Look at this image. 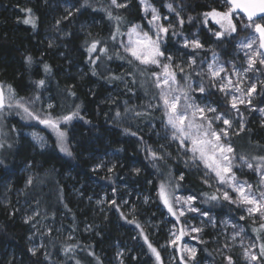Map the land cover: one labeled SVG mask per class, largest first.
I'll return each mask as SVG.
<instances>
[{
  "label": "trees",
  "instance_id": "16d2710c",
  "mask_svg": "<svg viewBox=\"0 0 264 264\" xmlns=\"http://www.w3.org/2000/svg\"><path fill=\"white\" fill-rule=\"evenodd\" d=\"M165 1L150 0L154 5ZM167 1L181 4L184 13L195 19L210 9L222 11L226 7L221 3L223 0ZM128 2L130 7L113 13L125 18L127 23L121 26L125 32L131 24L144 21L138 0ZM83 4L84 0H0V82L12 85L19 97L38 95L40 99L33 110L41 115L53 103L54 116L66 115L75 105H80L83 117L61 126L68 134L72 151L69 157L60 151L49 128L25 122L17 110L0 113V133L6 131V145H12L5 146L0 155L4 162L0 165V264H75L77 260L80 264H164L156 261L148 243L157 250L160 248L165 234H162L163 222L158 221L166 215L173 217L157 198L158 184L169 172L176 178L184 176L176 193L196 196L205 211L217 217L239 214L234 204L209 201V196L219 193L178 162L171 154L172 149L170 157L157 162L160 171L153 167L147 149L156 148V133L163 129L162 112L148 109L150 103H156L152 99L155 89L138 72L133 84L132 78L125 75L133 69L123 60L102 56L97 65L88 63L86 40L106 41L109 55L123 50L113 47L108 40L112 22L102 9L108 7L109 0H88V6L82 7ZM27 9L36 17L35 28L23 23L29 15ZM69 10H73L72 16H68ZM194 21L185 24L184 30L190 29ZM200 29L206 45L213 44L214 50L229 56L234 36L217 41L203 27ZM166 45L171 48L176 45L171 34ZM27 56L32 57L30 66L25 60ZM45 64L50 66V74L44 72ZM93 70L97 75H92ZM112 75L123 76V80L105 79ZM41 79L45 85L37 89L34 82ZM68 88L76 95H68ZM257 91L261 102L264 88L259 86ZM210 92L218 101V94ZM126 108L132 111L125 112ZM117 111L121 113L119 117L115 115ZM136 112H150V115L138 117ZM244 119L245 131L231 136L233 147L238 155L249 159L264 155V122L253 112L245 113ZM28 129L44 135L43 148L25 134ZM135 169H140L139 173ZM30 177L33 183L26 184ZM8 186L20 191L17 196L11 191L6 203L3 197ZM91 193L97 197L104 194L103 204L97 206L88 200ZM15 201L31 203L32 220L50 226L47 232H39L43 247L38 248L36 255L29 251L30 222H25ZM111 201H115L119 210L112 207ZM146 219L152 223L149 229V224H143ZM131 220L141 226L147 242L140 235V228L128 223ZM262 222L242 220L244 230L256 244L264 241V230H259ZM68 245L76 247L66 254L63 249ZM117 245L124 248L118 263L114 261ZM199 248L207 255L210 242L200 244Z\"/></svg>",
  "mask_w": 264,
  "mask_h": 264
},
{
  "label": "snow or ice",
  "instance_id": "6c2138e0",
  "mask_svg": "<svg viewBox=\"0 0 264 264\" xmlns=\"http://www.w3.org/2000/svg\"><path fill=\"white\" fill-rule=\"evenodd\" d=\"M138 3L144 13V19L147 21V30L142 24H131L127 27L126 32L122 31L121 26L127 22L124 17L113 13L118 9H127L130 4L128 0H124V2L109 0L108 7L102 9L107 19L112 22L108 40L111 41L113 47H119L123 51L122 53L114 52L109 55V45L106 41L86 40L88 63L95 66L102 56L107 57L108 60L116 58L125 61L133 69V71L125 74L132 78L133 84L136 83L135 73L138 72L140 76L146 77L151 82L152 88L155 89V95H153L152 99L156 101L154 104L150 103L148 109L162 112L161 123L166 133L165 138L175 142L178 153L188 157L185 160L186 166L203 168L204 178L202 182L204 184H209L210 180H214L219 185L217 188V193L219 194L213 193L208 197V200L227 201L243 208L248 217H259L261 221H264V155L252 156L249 159L245 155H238L231 143L232 135L238 136L245 131L243 117L241 116L239 121V128H234L233 120L227 118L225 113L219 112L217 108L210 105L198 104L194 98V93L196 92L205 94L209 88H216L225 97H230L228 102L231 110H235L239 114L238 105L251 108L253 96L257 93V85L259 84L260 87L264 88V81H252L249 78V73L257 71H261V74L264 75V69L257 67V65L264 66V23H256V18L264 20V0H223L224 5L227 6L226 11L212 9L202 14V23L205 27L210 21L214 22V25L219 26L218 31L209 29L217 41L233 36L239 30L249 29H253L254 33L258 34V38L246 37L239 44L240 50H247L244 53L246 58L245 67L237 68L233 65L231 70H229L224 64L219 62L216 53L213 52L210 63L201 61V64L207 63V69H202L200 72H195L197 64L196 54L203 50L205 46L199 39L189 40L184 38L183 47L191 49L193 52L189 56L186 66L175 64L174 57L167 54V49L164 47L169 34L172 37L182 36V32L177 31V27L182 29L185 23L181 16L182 6H174L173 3L166 5L169 13L174 14L177 18V24L173 25L169 22L168 16H161L150 0H138ZM84 6H88V0H84L82 7ZM178 8H180L179 11L177 10ZM74 11L79 12L80 9L74 8ZM26 12L29 15L23 20V23L35 28L36 17L31 14V9H27ZM237 14H239L238 19H236ZM72 15L73 10H69L68 16ZM192 20L193 17L189 16L188 21ZM238 24L241 25L240 29L237 27ZM121 37H127V39H121ZM25 60L29 66L32 64L31 56H27ZM44 72L46 74L51 73L49 65H44ZM193 74L200 79L194 81L192 79ZM92 75H97V72L93 70ZM233 77L236 79L234 80ZM205 78L208 81L207 87L204 83ZM105 79L109 81L123 80V76L112 75L105 77ZM34 84L37 89L43 88L45 80L35 81ZM128 91H132V89L129 88ZM66 92L70 96L76 95L75 92L71 91V88L66 89ZM39 99L38 95L31 98L19 97L12 85L0 82V113L17 110L18 114L22 113L27 119L36 120L50 128L57 137L60 151L71 157L72 151L68 143V134L61 126L69 124L74 119H83L80 114L81 106L75 105L74 109L66 115L54 116L52 112L55 109V105L49 103L47 111L41 115L39 111L33 110L34 104ZM251 110L257 109L251 108ZM128 111L132 110L126 108L125 112ZM258 111L264 113V108L258 109ZM115 115L119 117L121 113L117 111ZM135 115L138 117L150 115V112H136ZM125 131L133 136L137 135L134 132H130L129 129H125ZM33 136L36 138V134H33ZM38 143L41 148L45 146L42 139H39ZM5 146L12 147L10 144L6 145V141H0V149ZM147 151L149 152L148 159L153 162V167H156L158 171L160 169L157 162H164L166 156H171L170 153L165 151L164 145L160 146V152L151 149H147ZM237 159L240 161L239 164L236 163ZM3 163V160H0V165ZM100 166L97 165V167ZM242 167H247L260 175V181L255 187L237 177V171ZM134 171L139 173L140 169H135ZM160 174L164 175L162 171ZM183 179V174L176 178L169 172L167 178L162 179L158 184V200L164 205L170 215L176 217L177 221L180 220V217L185 216L186 212H198L201 216L208 217L209 221L214 223L212 217L209 216V212H201L200 209L193 206L197 199L196 196L182 197L176 195V191L180 187V181ZM27 183H33L31 177ZM233 194H235V199ZM147 199L146 197L145 202H147ZM111 204L113 208L119 210V206L116 205L115 201H111ZM36 215H39V213H36ZM121 216L123 217V213H121ZM32 219L33 217H27L25 222L28 223ZM240 219L244 220L245 217L241 216ZM128 223L136 224V227L140 228V235L147 242V236H144L141 226L135 220L128 221ZM236 227V225H232L234 230L232 240L239 237L241 231H243L242 229L235 231ZM188 228V232L181 228L179 235L175 236L171 244L176 245L177 241L185 235L190 233L199 234L203 231L202 228L194 225H189ZM259 230H264V222L260 223ZM259 230L254 229V231ZM193 239H198V236H193ZM257 239H260V237L258 236ZM241 246L244 248L243 255L248 264H264V241L259 244L252 243L248 247H244L241 241ZM39 247L42 248L43 245ZM75 247L74 245H68L63 251L67 254L74 251ZM230 247L228 243H225V250ZM148 248L159 262L160 254L157 249L151 243H148ZM250 248H256L257 252H251ZM29 251L36 255L38 248H31ZM183 253L179 257L180 264H189V262L197 264V249L195 247H185ZM90 254L94 255V253ZM45 255L47 256V253ZM118 255L120 254L118 253ZM225 260L226 264H234L232 256H226ZM75 264H80V262L77 260Z\"/></svg>",
  "mask_w": 264,
  "mask_h": 264
},
{
  "label": "rangeland",
  "instance_id": "374dc122",
  "mask_svg": "<svg viewBox=\"0 0 264 264\" xmlns=\"http://www.w3.org/2000/svg\"><path fill=\"white\" fill-rule=\"evenodd\" d=\"M119 2H121V0H119ZM168 3H173L174 6H176V5L181 6V4H178L177 2L167 1V0L162 5H154V4H152V5L160 12L162 17L168 16L169 22H171L173 25H176L177 24V18L175 17L174 14L169 13V11L166 7V5ZM221 3H223V1ZM140 8H141V6H140ZM177 10L179 11L180 8H178ZM210 10H212V9H210ZM226 10H227V6L222 11H226ZM218 11H220V10H218ZM142 14L144 16L143 12H142ZM181 16L183 17V19L185 21L184 25L192 23L193 20H195V21H194V24H192L191 28L186 30V31L184 30V25H183L182 29L177 27V31L182 32V36L174 37V40L176 43L175 47L171 48L167 45L164 46L167 49V54H170L174 57L175 64H180L182 66H186L187 61L189 59V56L193 54L191 49H186L183 47L184 38H188L189 40L199 39L200 42L202 44H204V46H205L203 50H200L196 54L197 64L195 66V72H200L202 69H204V70L207 69V63H210L212 61L213 52L216 53V56H217L219 62L224 64V66L226 68H228L229 70H231L233 65H235L237 68H243L246 66V58H245L244 53L247 50L246 49L240 50L239 44L246 37H251L253 39L258 38L257 35L254 33L253 29L239 30L237 34H234L233 36L235 39H234L233 48L231 49L229 56L225 57L219 51H216L213 49V44L206 45L205 41L203 40V37L200 34V30H201L200 28L203 27L205 29V32L211 38L214 39L215 37L212 35V33L209 31V29H212V31H218L219 30L218 25H214V22L210 21L209 24L207 25V27H205L202 23V20H203L202 14L198 17V19L193 18L192 21H188L189 16L184 13L183 7H182V11H181ZM238 18H239V14H237V16H236V19H238ZM234 22H235V19H234ZM256 23H264V20H261V19L256 20ZM136 24L144 25L145 30H147L148 26H147L146 19H144L143 22L136 23ZM237 27H238V29H240L241 25L238 24ZM229 37H231V36H229ZM124 39H127V37H124ZM257 47H258V45H257ZM201 61H207V63L201 64ZM257 67L264 69V66L257 65ZM249 78L252 81H257V80L263 81L264 75L261 74V71H257L254 73H249ZM192 79L194 81H198L200 78L195 76V74H193ZM233 79L235 80L236 78L233 77ZM204 83H205V86L207 87V83H208L207 78H205ZM259 86L260 85L258 84L257 89L259 88ZM210 90L213 92H216L218 94V96H219L218 101L213 99V97H212L213 93L210 92ZM237 95H239V94H237ZM194 98L198 104H201V105L207 104V105H210L212 107L217 108V110L219 112L225 113L227 118L233 120L234 128H237V129L239 128V121L241 119V116L244 119L245 113H247V112H248V114H250L251 112L255 113V115L258 116L259 120H261V122H264V113H261L260 111H258V109L264 108V99L261 102H260V100L258 101V98H259L258 91L253 96L252 105H251V108H254L257 110H251V108L245 107L244 105H238L239 114L235 110L230 109V104L228 102L230 97H225V95L223 93L217 91L216 88H209L205 94H200L199 92H196V93H194ZM225 106H227V109H224ZM23 119L25 122L29 123L31 121V122H33L34 125L46 127L45 125L39 123L36 120H29L24 116H23ZM217 126H222V125H217ZM46 128H48V127H46ZM51 132H52L53 136L56 137L55 133L52 130H51ZM25 134L29 135V137L37 145L39 144L38 143L39 139H42L44 144H45L44 135H42L40 132L38 133L36 131H33L32 129H28V130H26ZM33 134H36V138H34ZM156 136H157L155 139L156 140V144H155L156 148L153 149L154 151L160 152V146L161 145H164L165 151L168 153H169V150L172 149L171 154L174 155L175 159L178 162L182 163L186 169H189L190 171H192L196 175L202 177V179L204 178V170L202 167L197 168V167L185 165V160H187L188 157L183 155L182 153H178L177 144L175 142H172L169 139L165 138L166 133L164 130V126L162 129V132H157ZM3 140L4 141L8 140V136H7L6 131H2V134L0 135V141H3ZM56 140H57V137H56ZM4 151H5V148L0 149V155H2ZM236 163L239 164L240 161L237 159ZM237 177L242 181H246L247 183L252 184L254 187L258 184V182L260 181V178H261L259 174L253 172L251 169H248L247 167L240 168L239 171H237ZM26 184H28V183H26ZM208 185H211V187L214 188L215 191L217 192V188L219 187V185H217V183L214 180H210ZM4 191L5 192H4L3 200H4V202L7 203L9 201V198H10L9 193H11V191H12L14 193V195L17 196L19 194L20 190H15V189L12 190V188L10 189V187L8 186V188H6ZM176 195H179L182 197H187V196H190L191 194L176 193ZM104 198H105L104 194H100V196L97 197L94 193L89 194V196L87 197L88 200L94 202L97 206H100L101 204H103ZM125 198H127V197H125ZM233 198L234 199L236 198L235 194H233ZM98 201H99V203H98ZM125 201H126V199H124V202ZM14 203L17 206V209L22 210L21 212L23 214L24 220H26L27 217H34V209H33V206L31 203H29L28 201H22V202H20V204H17L18 201H15ZM193 206L200 209L201 212L205 211L198 199H196ZM235 206L238 207L237 205H235ZM238 208H239V214L237 217H232L229 215H223V216L217 217V216L213 215L212 213H209V216L212 217V221H214V223L210 222L208 217L201 216L198 212H186L185 216L180 217L179 221H177L176 217L173 216L171 218L169 215H166L165 217L161 218V221L160 222L158 221V223L163 222L162 234H165V238H164V241L160 244V248L157 250L160 254V261L159 262L157 260L156 261L158 263L162 262L164 264H180L179 257L182 254H184L183 249L185 247H188V248L195 247L197 249V256H196L197 264H226V260H225L226 256H232L234 264H248V262L245 260L244 255H243L244 248L241 246V241L243 242L244 247H248L249 245H251L252 243H255V242L249 237V235L244 230V225H243L240 217L244 216L245 219L253 220V221L254 220H260V219H259V217H248L246 211L243 208H240V207H238ZM166 220H167V222H166ZM225 222H227V223H225ZM143 224L147 225V226L149 224V227H148V229H149L152 223L150 222V220L148 221L146 219ZM189 225H194L196 227H200L203 229V231L199 234L190 233L189 235H185L182 239L177 241L176 245H172L171 241L173 239H175V236L179 235V230L181 228H183L185 232H188L189 231V228H188ZM232 225L237 226L235 231H240L241 229L243 230V231H241L240 236L237 237L235 240H232V235L234 232ZM49 228H50V226H48L47 224H45L43 222H39V221H35V220L30 221V233H29V240H30L29 247H30V249L31 248H39V246L42 244L40 236H39V232H40V230H44L47 232ZM155 231H156V229H155ZM56 232H58L60 234H64V233L66 234V232L63 231L62 229H56ZM193 236H198V239H193ZM205 242H210V250L209 251L207 250L209 252L207 255H204L202 253V250L199 248V245L202 243H205ZM225 243H228L231 246L227 250L224 249ZM250 251L256 252V248H250ZM118 253L120 255H118ZM123 253H124V248L117 245L116 256H115L114 261L117 263L120 262L121 256L123 255ZM154 257H155V255H154ZM155 259H156V257H155ZM189 264H191V262H189Z\"/></svg>",
  "mask_w": 264,
  "mask_h": 264
},
{
  "label": "water",
  "instance_id": "95a60500",
  "mask_svg": "<svg viewBox=\"0 0 264 264\" xmlns=\"http://www.w3.org/2000/svg\"><path fill=\"white\" fill-rule=\"evenodd\" d=\"M245 20H246V17H245ZM256 20H259V18H256ZM257 35V37H258V34H256Z\"/></svg>",
  "mask_w": 264,
  "mask_h": 264
}]
</instances>
